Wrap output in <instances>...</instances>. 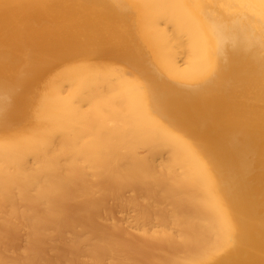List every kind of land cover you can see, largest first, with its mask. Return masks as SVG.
<instances>
[{"label":"bare ground","instance_id":"6f19581e","mask_svg":"<svg viewBox=\"0 0 264 264\" xmlns=\"http://www.w3.org/2000/svg\"><path fill=\"white\" fill-rule=\"evenodd\" d=\"M0 264H264V0H0Z\"/></svg>","mask_w":264,"mask_h":264}]
</instances>
